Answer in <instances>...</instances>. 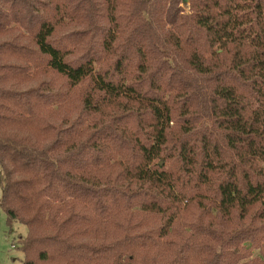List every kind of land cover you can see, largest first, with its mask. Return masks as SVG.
I'll return each mask as SVG.
<instances>
[{
    "label": "trees",
    "instance_id": "obj_1",
    "mask_svg": "<svg viewBox=\"0 0 264 264\" xmlns=\"http://www.w3.org/2000/svg\"><path fill=\"white\" fill-rule=\"evenodd\" d=\"M123 4L0 0L1 203L9 225L28 229L25 264L110 261L114 245L119 259L166 252L171 229L210 194L220 227L229 210L237 217L230 240L218 241V259H244L227 258L229 247L243 243L246 258L253 248L264 258V0H194L191 15L161 9L157 20L152 0L135 1L128 18ZM97 18L108 24L104 55L75 58L78 35L66 24L93 28ZM172 47L190 54L181 59ZM84 84L76 120L56 117L76 108ZM93 114L100 127L91 133L81 117ZM150 214H169L165 226L146 227ZM86 217L101 220L98 233L126 217L133 233L95 253L70 237ZM197 231L192 238L204 233ZM194 248L198 256L186 264L214 255L209 246Z\"/></svg>",
    "mask_w": 264,
    "mask_h": 264
},
{
    "label": "rangeland",
    "instance_id": "obj_2",
    "mask_svg": "<svg viewBox=\"0 0 264 264\" xmlns=\"http://www.w3.org/2000/svg\"><path fill=\"white\" fill-rule=\"evenodd\" d=\"M137 0H124V4L122 6V13L128 18V16L133 11L134 2ZM155 3V8H151V10L156 11V14L154 16L155 20L158 19V17H161L159 10L170 12H178L179 16H189L192 14V5L194 0H188L187 2H184L182 0H152ZM37 3H39V0H36ZM150 10V11H151ZM98 17L101 18L103 11H97L95 12ZM101 13V14H100ZM141 17V16H140ZM96 19L95 21H92L94 23V27L92 28L88 22L87 23H80V22H70L66 25H70V30H76L77 37L76 43H79V46L77 49L75 48V55L74 57L77 58L85 53H99L100 55H104V52L102 50V40L105 36V29L107 28L108 24L105 23L101 19ZM142 18V17H141ZM143 19H149L146 15V13L143 15ZM64 27H66L64 25ZM68 29V28H65ZM104 30V31H103ZM66 31L61 30L59 31L56 40L60 41L62 39L63 34ZM76 43H70L69 47H74ZM169 52H176L178 56H180L181 59L185 60V56L187 57L190 53L186 51L185 49L182 51L184 52V55L180 52V50H177L176 48L172 47L169 48ZM165 56V55H161ZM102 63L97 65V68H100ZM171 64H165L167 68H169ZM185 64L184 62L181 63V67L183 68ZM135 67V64L132 68H129V71L132 72L133 75H135V72H137ZM156 72L155 74H157ZM153 72L150 70L149 75L152 78ZM57 82V81H56ZM149 83V82H148ZM86 88V84L79 87L77 90H79L74 95V103H76V108H74L71 112H68V114H64L62 112L60 115H56V117L62 119L66 118L64 117L67 115L72 122L76 120L77 114L79 109H82V101L81 98L83 97V90ZM70 110V109H67ZM64 110V111H67ZM94 115V114H93ZM89 115L87 118L86 115H83L81 119L83 121L87 120V124H91L90 128H92V132H95L97 128L100 126L98 125V121H95L93 123L92 120L94 118H98L97 115ZM210 126V125H208ZM172 131L171 135H176L179 132V128H177V124L174 121L171 123ZM140 138L141 140L145 141L147 140V135L142 130L140 132ZM194 141L195 139L192 138ZM173 142V141H172ZM173 144V143H171ZM170 144V146H171ZM230 162L233 161L232 158H227ZM264 168V165L262 166ZM224 175L222 174V179H224ZM2 178H3V170L0 164V264H25L26 257L25 254L22 251L23 244L25 242V239L28 234V229L25 225L21 224H14L9 225L7 214L2 207V196H3V186H2ZM208 198V197H207ZM214 195L210 194L209 199L205 200L202 198L203 203L198 204L200 202L199 199H195V202L191 206L192 208L189 209L187 215H185L184 220H179L176 228L171 229V234L169 235V241L172 243L171 247L166 252H148L139 254L136 253V255L131 256L128 259H119L117 255V247L113 244V242H118L127 239V235L132 234L133 232H127L128 227L131 225V222L128 218L124 219H116L112 221V224L104 225V227H107L111 230V232H96L97 224L101 222L99 218H90L86 217L88 222L85 224V226L80 227L76 226L74 227L73 231L70 232V237H77L79 239H75V242L82 241L84 244L89 246L91 249H94L95 253L105 251L108 248H113L112 244L115 247L114 254L110 252V256L112 257L110 261H107L104 259V255L102 256V260H98L93 262V264H175L179 260L182 259L183 264H186V258H193L195 257V253H191L190 250L195 249L194 245L199 244L201 248H205L206 246H209L210 250H212L214 255H210L206 259H210L209 262H205V264H227L224 262V260H219L216 256L220 252V243L218 241L221 240H230L231 233H232V224L233 227L237 222V217H235V214H231V211L229 210L227 213V219L225 218V221L223 220V223L225 227H220L218 225V222H221V217L214 218L212 216H215L218 214L217 209H214L213 201H215ZM201 200V201H202ZM176 212L173 211L172 214ZM171 214V213H170ZM168 215H160V214H150L147 216H144V224L148 228H153L154 231L158 230L159 228H162L165 226ZM97 217V216H96ZM99 217V216H98ZM260 228H262L261 224L258 225ZM44 230V227H40ZM95 229V230H94ZM197 230H202L204 233L201 234V236H195L192 238L193 234L195 232H198ZM74 232L75 235H74ZM86 233H91L89 235H86ZM206 232V233H205ZM207 232H212L213 234H217L218 236H210L207 235ZM258 233L261 232V229L256 231ZM50 232L48 230H44V234L48 235ZM258 239H261L263 236L257 235ZM85 241V242H84ZM247 244L243 243L242 245H239L237 247H229L227 249L228 256L227 258L234 257L236 260L241 257V255L244 256V259L240 260L236 264H257V261L259 264H264V258L261 256V250L259 248H253L250 251V256L248 258L245 257L248 250ZM63 248H66L64 245ZM250 248V247H249ZM204 251V250H203ZM82 253L84 251H81ZM124 254V253H123ZM53 256H56V254H52ZM198 256V255H197ZM196 256V257H197ZM115 257V258H114ZM194 258V260L196 259ZM85 258V257H84ZM86 258H89L87 256ZM96 258V257H94ZM41 264V263H38ZM50 264V263H46ZM204 264V263H200Z\"/></svg>",
    "mask_w": 264,
    "mask_h": 264
},
{
    "label": "water",
    "instance_id": "obj_3",
    "mask_svg": "<svg viewBox=\"0 0 264 264\" xmlns=\"http://www.w3.org/2000/svg\"><path fill=\"white\" fill-rule=\"evenodd\" d=\"M184 2H187L188 0H183Z\"/></svg>",
    "mask_w": 264,
    "mask_h": 264
}]
</instances>
